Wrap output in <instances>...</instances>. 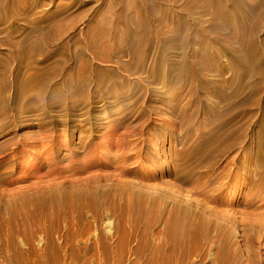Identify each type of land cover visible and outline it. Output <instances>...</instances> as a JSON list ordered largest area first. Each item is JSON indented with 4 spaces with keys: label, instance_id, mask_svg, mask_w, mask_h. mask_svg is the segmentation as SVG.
Wrapping results in <instances>:
<instances>
[{
    "label": "rangeland",
    "instance_id": "1",
    "mask_svg": "<svg viewBox=\"0 0 264 264\" xmlns=\"http://www.w3.org/2000/svg\"><path fill=\"white\" fill-rule=\"evenodd\" d=\"M36 2L41 5L35 7ZM8 6L17 22L13 25L11 18L0 21L1 74L11 80L16 68L12 56L24 54V47L39 45L41 52L36 49L30 53L34 58H40L39 52L63 47L62 51L67 56L75 54L74 57L85 63L83 74L89 80V87L74 104L91 111L84 121L85 126L78 128L76 123L65 118L62 124L70 129L69 132L78 129L72 132L73 139L67 152L95 150L94 158L88 162L92 164L91 168L75 169L73 179L91 178V182L82 189L85 193L95 194L93 200L97 208L94 214L88 210L73 212L70 218L76 216L79 221L72 231L65 228V219H56L49 230L52 242L56 245L65 238L78 243H91L93 235H96L101 240L105 237L108 247L111 240L107 230H111L113 240L122 247L119 251L122 264H151L154 253H157L154 258L156 264H199L197 255L201 254L205 257L201 264H211L209 248L203 243L187 254L181 245H173L168 238H165L164 244L167 217L164 184L177 185L168 176L181 163L174 159V154L186 152L195 145L198 139L196 129L206 125V116L199 113L196 106L211 105L221 114L220 117L233 119L234 126H241L233 132L234 135L254 137L259 133V125L264 121V50L261 56L248 62L242 89L238 87V79L230 86L225 83L237 72L227 71L221 75L203 69V80L214 86V92L209 95L210 89L203 88L197 95L201 103L198 100L192 103V98L185 94L186 90L168 91L166 87L170 82L167 74L163 79L164 86L160 84V74L153 81L149 72L156 58H166L165 63L156 66L161 72L165 71L167 62L177 60L180 54H191L188 58L197 60L201 47H206L209 56H217V70L223 65H230L225 52L235 51L240 55L244 43L252 39L260 41L264 37V0H8ZM5 14L4 6H0V20ZM139 14L145 22L143 25L139 24ZM14 26L21 35L29 34V38L23 41L22 36H10ZM177 39L182 40L177 42ZM164 41H172L171 46H174L159 55L158 49ZM89 44L95 48L91 49ZM136 47H141L146 56L143 65L131 55ZM92 51L97 55L94 60L90 55ZM257 59L261 71L253 67ZM96 79L114 82L116 88L98 89L94 86ZM123 86L136 88V94L117 92ZM146 86L150 88L148 102L145 101ZM6 93L12 95V88ZM137 97L139 99L132 104ZM238 107H244L245 111H240ZM79 110L76 108L75 112ZM182 114L193 117L190 119L193 132H185L183 137L178 135L176 128L166 129L169 123H176ZM95 116L99 118L94 119ZM84 128L89 130L83 132ZM11 132L15 131L0 132V143L6 138L3 135ZM29 132L22 129L24 135ZM120 138L127 141L130 149L112 151L110 145L116 146ZM248 151L251 155L241 173L250 171L253 180L258 183L264 166L256 169L255 151ZM142 152L145 159L136 163L137 153ZM80 165L84 166L77 164V167ZM188 169L186 165L185 171ZM72 174L65 172L62 176ZM28 184L23 182L21 186L25 188ZM13 187H0V190ZM234 187L238 186H232L230 192H235L232 190ZM182 188L188 190L186 186ZM238 188L236 192L242 191V195L250 196L251 189ZM74 192H78V188ZM194 198L196 196L191 195V199ZM24 211L28 220L17 222V234H7V231L13 230L10 225L0 231V242L3 243L0 245V264L16 263L11 261L14 248L4 246L11 240L18 244L19 251L25 253L17 260L20 264L101 263L96 251L90 249L54 252L55 256L50 260L47 257L51 253L47 252L44 259L41 247L36 245L45 236L37 230L35 220L30 218L36 216L34 207L28 204ZM3 218L4 221L8 219L6 212ZM239 235L236 231L234 240L239 241ZM26 240L34 247V255L30 258L21 245ZM259 250L264 253V239ZM26 259L36 260V263L24 262ZM113 262L109 257L107 263Z\"/></svg>",
    "mask_w": 264,
    "mask_h": 264
},
{
    "label": "bare ground",
    "instance_id": "2",
    "mask_svg": "<svg viewBox=\"0 0 264 264\" xmlns=\"http://www.w3.org/2000/svg\"><path fill=\"white\" fill-rule=\"evenodd\" d=\"M34 5L37 7L41 3L36 2ZM0 6H4L6 11L0 21L11 18L13 25H16L17 19L10 12L8 0H0ZM140 16L139 24L143 25L145 22L142 15ZM10 36L13 38L22 36L23 41L29 38V34L21 35L17 32L16 26L11 30ZM180 40L182 39H177V42ZM238 41L241 39L238 38ZM172 43L164 41L158 49L159 55L161 51H169L174 46H171ZM89 45L91 49L95 48L93 44ZM38 47L39 45L24 47V54L12 56L16 68L11 80L0 73V132L15 131L3 135L6 138L0 143V187L15 186L13 189L0 190V231L10 225L13 230L7 231V234H17L19 232L17 222L23 220L25 223L28 220L24 207L29 204L34 207L36 213L35 217L30 218L35 220L37 230L43 232L45 236L36 245L38 248L41 247L44 259L47 252L51 253L47 257L50 260L55 256L54 252L71 253L77 249H90L98 254L101 262L99 264H109L107 263L109 257L114 260L112 264H122L119 253L122 247L113 240L114 234L111 230H107L108 239L111 240L108 247L104 241L105 237L101 240L96 235H93L91 243H78L62 238L64 240L56 245L49 235V230L56 219H65V228L72 231L73 226L79 221L75 219L76 216L70 218L73 212L88 210L94 214L97 208V203L93 200L95 194L85 193L82 189L91 182V178L77 180L73 179V176L77 168L88 166L91 168L92 164L88 162L94 158L95 150L67 152L73 139L72 132L78 129L69 132L70 129L62 124L65 118L76 123L78 128H83L84 121L90 116L89 109L74 105L83 95L84 89L89 87V80L83 74L85 63L74 57L75 54L67 56L62 51L63 47L46 53H40L41 49ZM36 49H40L39 59L30 54ZM263 50L264 37L260 41L252 39L244 43L240 55L235 51L225 52L231 64L223 65L217 70V56H209L206 47H201L199 56L196 55L197 60L191 61L188 58L191 54L188 56L180 54L177 60L167 62L165 71L162 72L157 70L156 66L166 58H156L149 76L150 80L154 81L155 76L160 74V84L164 85L163 79L167 74L170 82L166 87L168 91L186 90L185 94L192 98V103L196 100L201 103L202 100L198 99L197 95L203 88L210 89L209 95L214 92V86L203 80V69L221 75L227 71L237 72L225 83L226 86H230L238 79V87L242 89L245 86V69L248 62L251 63L253 57L261 56ZM90 55L93 60L97 57L94 51ZM131 55L137 57L139 64L145 63L146 56L141 47H136ZM55 63L57 64L53 67ZM253 67L260 70L259 59L253 63ZM94 86L98 89L116 88L114 82H100L99 79L94 81ZM9 88H12V95L6 93ZM125 91L135 95L137 89L123 86L117 90L122 93ZM146 92L145 101L148 102L147 95L150 92L148 86ZM200 105L195 108L206 116V125L204 128L196 129L198 139L195 145L186 152L174 154V159L181 163L178 169L171 170L168 176L172 177L177 185L169 182L164 184L166 198L164 206L167 214L164 244L165 238H168L173 245H181L183 252L187 254L198 244L203 243L209 248L208 258L211 264H264V253L259 250L264 239V170H261L258 183L253 180L250 171L241 173L244 163L251 155L248 149L255 151L253 157L255 168L260 170L264 166V121L259 125V133L254 137H249L248 134L234 135L233 132L241 129V126H234L233 119L220 117L221 114L211 105ZM76 108L80 110L75 112ZM238 109L245 111L244 107ZM178 118L176 123H169L166 129L176 128L178 135L182 137L185 132H193L191 115L182 114L183 119ZM22 129H28L30 132L24 135ZM82 130L87 132L89 128ZM89 137L90 140L93 139L91 135ZM110 148L118 152L122 148L129 150L130 146L127 141L120 138L116 146L110 145ZM136 158V163L145 159V153H137ZM77 164L84 166L77 167ZM186 165L189 169L185 171ZM65 172L73 174L62 176ZM23 182L29 184L24 188L21 186ZM183 186L188 190H184ZM232 186L251 189L250 196L242 195V191L236 192L238 187L232 189L236 193L230 192ZM77 188L78 192H74ZM191 195L196 198L191 199ZM247 209L253 211L247 212ZM5 212L8 219L4 221ZM236 231L240 234L239 241L234 240ZM2 244L0 242V245ZM21 245L27 250L29 258L34 255L32 251L34 247L29 240L22 242ZM4 246L14 248L11 261L20 264L17 260L25 253L19 251L18 244L11 240L5 242ZM156 256L157 253H154L151 264H156L154 262ZM197 257L201 264L205 257L202 254ZM28 259L24 262L36 263V260L27 261Z\"/></svg>",
    "mask_w": 264,
    "mask_h": 264
}]
</instances>
